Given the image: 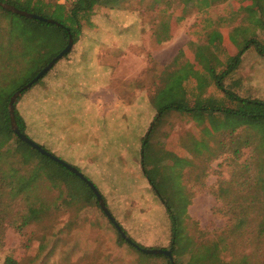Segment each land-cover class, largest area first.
<instances>
[{
  "label": "rangeland",
  "instance_id": "1",
  "mask_svg": "<svg viewBox=\"0 0 264 264\" xmlns=\"http://www.w3.org/2000/svg\"><path fill=\"white\" fill-rule=\"evenodd\" d=\"M129 1L126 2L134 5L172 1L174 7H178L173 11L174 16L182 11L179 0ZM241 4H250V0L223 1L211 8L208 14L215 20L227 15L229 18ZM115 8L103 9L106 17H102V21L106 30H116L119 34L124 21ZM143 14L145 19L152 18L151 13ZM245 15L242 12L236 16L235 24H242V16ZM186 18V22L178 26L179 36L171 46L175 51L188 34L192 37V32L200 34L201 43L212 40V25L201 31L200 15L196 11L190 10ZM8 23L6 14H2L0 9V25L4 27L0 32V117L2 105L7 104L13 93L40 67L54 58L60 41L47 42L45 49L42 48L45 43L43 37L41 43L28 45L26 42L25 52L30 56L24 60L20 56L10 59L6 49L8 45H16L9 41ZM145 30L144 36L148 39L151 28ZM142 45L144 52L132 49L130 53L134 55H128L132 58L125 59L118 73L126 78L134 77L138 71L143 72L148 67L149 42L146 40ZM10 54H13L12 50ZM162 55L165 57L164 53ZM189 55L193 56L192 53ZM169 58L166 52V60ZM162 69L158 66V73ZM259 79L257 75L254 85L261 82ZM43 83L42 78L22 92L16 101L17 108L30 122L26 134L71 165L77 166L75 161L82 158L81 172L91 180L97 175L96 183L92 181L128 235L144 247L171 249V220L165 201L179 220V258L182 261H186L196 247L207 240L211 246L221 250L223 259L228 262H240L243 256L248 255L252 264H264V122L244 124L230 119L211 124L203 112L199 113L203 117L195 114L194 119L182 117L180 112H170L157 127L153 141L155 147L163 148L168 154L166 162L165 157L156 159L167 164L148 170L159 195L147 177L143 178L136 168L141 162V141L138 151L130 150L131 140H125L122 145L116 139L118 131L127 125L135 139L139 128L142 137L151 132L157 117H153L152 107L143 106L148 93L141 94L139 118L136 117L137 109L126 108V118L123 119H116L115 113L108 111L105 114L108 121L100 123L99 129L91 132L98 144L93 146L84 142L82 137L85 128L82 100L60 107L58 97ZM154 92L151 91L149 96L152 97ZM126 95L132 97V94ZM249 95L252 97L254 93ZM59 120L68 127L65 132L68 138L61 142L58 139L65 135L53 132L54 124ZM2 125L0 119V264H4L6 256L17 259L18 264L165 263L164 259L146 257L134 246L121 241L117 228L95 199L78 209L91 194L87 184L78 181L68 183L66 167L55 160H47L39 150L19 142L15 136L5 132ZM72 134L79 138L75 140ZM98 147L102 152L97 151ZM95 152L100 154L98 164L93 161L91 165L92 153ZM106 154L111 159L107 162ZM91 167L107 172H88ZM116 177L120 180L116 181ZM43 210L46 212L39 221L20 226L23 219ZM246 216L250 221L242 228ZM41 243H46L47 248L40 253ZM37 254L40 257L35 259Z\"/></svg>",
  "mask_w": 264,
  "mask_h": 264
},
{
  "label": "trees",
  "instance_id": "2",
  "mask_svg": "<svg viewBox=\"0 0 264 264\" xmlns=\"http://www.w3.org/2000/svg\"><path fill=\"white\" fill-rule=\"evenodd\" d=\"M0 1L12 4L21 10L54 19L57 23H60L57 24L51 21L30 18L17 12L6 10L0 5L2 14H6L9 21V25L6 27L9 41L16 45L15 47L8 45L6 49L5 53L10 59L20 56L23 57L22 59L24 60L30 56L29 53L25 52L26 44L33 45L34 42L41 43L42 37L45 42L44 47L42 46L43 49H45V44L47 42L56 43L58 42L57 40H60L58 42L59 48L56 53V55H58L68 44L69 33L73 35L75 44L84 33L85 29L92 27L93 16L100 7H116V10L144 8V11H141L140 14L143 15V12H147V14L151 13L152 18L150 19L153 22V26L150 27L152 32L151 38L157 42L169 39L175 28H178L180 24L187 20L186 17L190 10L196 11V13L200 15L198 23L202 25L201 31H206V29H208L207 27L212 25V40L208 43H201L199 39L200 34L194 35L192 32L191 44L194 47L193 56L190 57L189 55L190 58L186 56L180 58L179 55L172 65L163 68L158 77L160 83L157 84V88L151 97L157 121L151 132L141 138L140 161L145 176L159 195L160 193L157 190L154 180L148 174V170L156 169L167 164L164 163V161H167V151L165 150V152L163 148L155 147L153 141L154 135L157 132V127L170 112H180L182 117L187 116V118H193L195 114L203 112L208 117L211 124H216L217 121L227 122V120H230L227 119L228 117L235 118L234 120L236 122L244 124L264 122V100L251 97L249 93H246L248 95L245 96L242 95L243 92L240 94L238 90L243 86V78L235 76L242 62H244L243 55L249 48L255 49L258 54L264 58V0H250V4H241L237 11H232V15H230L229 18L227 15L220 17L218 20H215L208 13L210 9L217 6L218 3L223 1L226 2L227 0H179L178 4L182 11L181 14L176 16H174L173 11L178 7H174L175 5L172 4V1H166L161 4L154 2L150 4L137 3V5L129 3V0H65L64 2L60 0ZM242 12L246 15L248 13V17H246V15L242 16V24H235L236 16H239ZM198 23H196V25ZM216 24H220L221 26ZM222 25H226V27ZM3 28L4 27L0 25V32ZM232 44L237 46L236 52L232 51ZM11 50L13 51L12 55L10 54ZM69 54L70 51L62 58ZM45 65L40 67L35 75L24 84L29 83ZM48 73L49 72L34 84L38 83ZM28 89H25L23 93ZM250 94L252 93L250 92ZM9 100L10 98L8 101ZM8 101L7 104L5 103L2 105L0 119L3 121V129L8 134L15 136L19 142L29 145L21 140L12 129ZM14 113L20 130L26 133V123L17 105H15ZM29 146L32 147L31 145ZM32 148L35 149L34 147ZM44 157L53 162V159L50 157L45 155ZM156 157L165 158L164 161H161L156 159ZM67 176L66 180L68 183L69 181L84 182L78 175L69 169H67ZM87 186L89 187L88 184ZM102 196L104 198L103 194ZM94 199L100 206L96 195L91 189V194L86 197L83 205L78 207V209L87 203L93 202ZM163 203L167 208L171 220L170 248L173 253L172 259L165 254H147L141 251L144 245L128 235L125 227H123L119 221L118 223L131 239V242L125 239L117 230L118 238L134 246L146 257H160L164 259V264H252L248 255L243 256L240 262H228L223 259L221 250L216 248V246H211L207 240L200 243L186 261H182L179 258L181 255L179 253V231L181 229L179 220L171 205L165 201H163ZM56 210L60 212V209ZM45 212L46 210H43L23 219L20 226L23 227L32 222L39 221ZM249 221V217H244L242 228L245 227ZM46 248V243H41L40 253ZM39 257L40 254H37L35 259ZM16 260L11 256H6L4 264H18Z\"/></svg>",
  "mask_w": 264,
  "mask_h": 264
},
{
  "label": "crops",
  "instance_id": "3",
  "mask_svg": "<svg viewBox=\"0 0 264 264\" xmlns=\"http://www.w3.org/2000/svg\"><path fill=\"white\" fill-rule=\"evenodd\" d=\"M103 9H105V7H100L96 10L92 19V27L85 29L79 40L74 44L68 57L62 58L55 63L54 67L43 78V86L52 89L55 94L54 96L58 97V105H60V107H64L66 104L72 102L75 103L78 101L77 99L82 100L85 107L83 117L85 128L82 137L84 142L86 141L87 144L93 146L98 144L95 143L91 132L97 131L100 123L108 121V119H105V114H107L108 111L112 114L115 113L114 116L116 119H123L126 118V108L137 109L138 114L136 117L139 118L141 116L139 115V110L142 108V93H148L145 94L147 102L143 106L152 107L154 110L149 93L155 91L157 84L160 83L158 77L161 72L158 73L157 67L166 68L172 65L179 55L180 58L184 56L188 58L189 54L193 53L194 50L191 44L192 39L189 34L187 39L181 42L176 51L175 48L171 47L179 36L178 28H175L172 36L167 40L157 42L152 40L151 35L146 39L144 36L146 32L145 29H150V27L153 26V22L150 18L145 19L144 14H140L141 11H144V8L116 10V12L123 17V30L119 32V34L116 30H106V24L102 21V17H106L105 13H103ZM148 32L152 33L150 30H148ZM146 40L149 42L148 50L151 51L150 54H147L146 58V66L148 67H146L143 72L138 71L139 73L134 77L126 78L125 75L118 73V69L122 68L125 59L132 58L128 56L133 54L130 53L132 49L138 48L135 50L144 52L145 49L142 43ZM236 50L237 46L232 44V51L234 52ZM166 52L170 55L168 60H166ZM163 53L165 57L162 55ZM251 58H253L252 61H250ZM262 58L263 57H260L258 52L253 48H249L243 55L244 62H242L241 67L238 69V73L235 75L243 78V86L238 90L240 94L243 92V96L248 95L246 93L253 92L254 95H252V97L264 100V59ZM259 69L260 71H258ZM49 74L50 77H48ZM257 75L260 76L261 82L259 83L261 87H259V83L254 85ZM126 93L132 94V97L127 96ZM121 108H123L122 112H118ZM104 110L106 111L104 112ZM20 113L25 120L26 127L29 128V119H27L25 113L21 109ZM155 115L156 112L154 111L153 117H155ZM199 116L203 117L202 114ZM190 119H194V117ZM227 119L235 118L228 117ZM66 130H68V127L63 120L55 122L53 132H62V135H65ZM88 133L90 136L87 135ZM118 133L116 139H118V141L120 140L122 145L125 140H131L132 148L130 150L136 149L139 151L142 137L140 128L137 132V142H135V136L130 131L128 125L126 128L122 127ZM71 136L75 138V140L79 138L78 135L72 134ZM111 136L112 135H110V139L112 140L113 137ZM65 137L67 136H62L58 140L60 142L64 141ZM97 151L102 152L100 147H98ZM98 152L92 153L93 160L90 162L91 165L93 161L98 164L97 158L100 157ZM105 157H107L105 158L106 162L111 160L107 154ZM75 164L79 169H83L81 166L84 165L82 158H80L79 161H75ZM136 168H138L141 174H143V178H145L141 162H138ZM90 170L94 172V174H96L95 172L101 171L107 172V170L94 167H91V169L87 171L89 172ZM109 172L113 173V171ZM96 176L92 179L95 182ZM115 180L119 181L120 177H116Z\"/></svg>",
  "mask_w": 264,
  "mask_h": 264
},
{
  "label": "water",
  "instance_id": "4",
  "mask_svg": "<svg viewBox=\"0 0 264 264\" xmlns=\"http://www.w3.org/2000/svg\"><path fill=\"white\" fill-rule=\"evenodd\" d=\"M0 5L3 8H5L6 10H10V11H13V12H17V13H19L21 15H25V16L30 17V18H35V19H40V20H46V21H51V22L57 23L54 19L46 18V17L41 16V15H38L36 13H31V12H28V11L21 10V9H19V8L15 7L14 5L9 4V3H4V2H1L0 1ZM57 24H60V23H57ZM73 45H74V38H73V35L71 33H69V41H68V44L66 45V47L58 55H56L29 83L24 84L20 89H18L17 91H15L13 93V95L10 98L9 105H8L9 112H10V117H11V122H12V129L18 135V137L21 140H23L27 144L31 145L35 149L39 150L42 154L50 157L51 159L57 161L60 164H62L67 169L73 171L85 183H87L89 185V187L92 189V191L94 192V194L96 195V197H97V199L99 201V204H100L101 208L104 210V212L110 218V220L115 225V227L117 228V230L121 233V235L125 239H127L129 242H131V239L128 237V235L125 233V231L123 230V228L121 227V225L118 223V221L115 219V217L113 216V214L109 210V208H108V206H107V204H106V202H105V200H104V198H103L100 190L93 183V181L90 180L76 166L71 165V164L65 162L64 160H62L61 158H59L55 154L51 153L50 151H48L47 149H45L44 147H42L36 141H34L33 139H31L26 133L22 132L20 130L17 122H16V119H15V113H14L15 112V105H16V101H17L18 97L21 95V93L25 89H28L30 86H32L41 77H43L55 65V63L59 59H61L66 53H68L72 49ZM141 249L144 252H146V253L165 254V255H168L171 259L173 258L172 249L148 248V247H144V248H141Z\"/></svg>",
  "mask_w": 264,
  "mask_h": 264
},
{
  "label": "built area",
  "instance_id": "5",
  "mask_svg": "<svg viewBox=\"0 0 264 264\" xmlns=\"http://www.w3.org/2000/svg\"><path fill=\"white\" fill-rule=\"evenodd\" d=\"M63 2L65 1V0H62Z\"/></svg>",
  "mask_w": 264,
  "mask_h": 264
}]
</instances>
